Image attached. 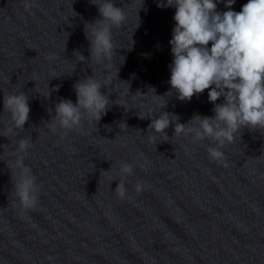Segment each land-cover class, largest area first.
<instances>
[{
	"label": "clouds",
	"instance_id": "9594fccd",
	"mask_svg": "<svg viewBox=\"0 0 264 264\" xmlns=\"http://www.w3.org/2000/svg\"><path fill=\"white\" fill-rule=\"evenodd\" d=\"M90 3L97 6L99 14L98 19L84 27L90 63L111 61L116 52L112 29L124 25L126 14L113 0H90ZM217 3L218 0H157L159 8H175V26L169 41L173 57L169 65L171 88L165 95L174 91L178 100L190 101L208 90V102L214 105V115L196 114L187 123H180L178 116L167 111H161L158 117H139L151 118L147 131L162 134L165 139L169 138L166 130L171 125L175 136L182 134L195 141H211L215 146L207 148L209 159L227 167L221 148L234 142L242 128L264 130V0H248L239 12L232 10L235 0H225L228 10L223 12L217 10ZM32 6L33 0H23L25 11ZM121 58L123 62L124 57ZM84 59L78 54V60ZM104 87L93 74L78 80L73 85L76 102L60 99L55 104V115L48 122V128L53 133L58 128L65 132L79 129L85 117L98 123L113 103L109 94L101 92ZM149 90L155 92L154 88ZM221 98L223 102L217 103ZM164 107L166 102L162 109ZM30 111L29 98L23 91L4 93L3 112L8 118L0 136L8 139L16 136L28 122ZM32 146L30 138H20L13 153L14 166L19 170L17 179L13 180L12 176L13 190L22 211L34 209L38 202L36 177L24 164ZM119 174L121 180L114 191L118 198L124 199L127 189L123 179L133 174V165L122 163ZM135 190L137 193L143 191L144 183L138 182Z\"/></svg>",
	"mask_w": 264,
	"mask_h": 264
}]
</instances>
